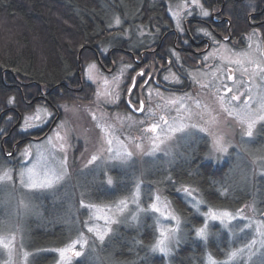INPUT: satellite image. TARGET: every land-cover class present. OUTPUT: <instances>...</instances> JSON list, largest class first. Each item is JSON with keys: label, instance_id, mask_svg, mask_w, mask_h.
<instances>
[{"label": "rangeland", "instance_id": "obj_1", "mask_svg": "<svg viewBox=\"0 0 264 264\" xmlns=\"http://www.w3.org/2000/svg\"><path fill=\"white\" fill-rule=\"evenodd\" d=\"M185 4L190 6L191 0H172L168 11L172 16L178 13L180 17ZM112 26H117L116 20ZM254 43L248 40V48L241 50L240 54L222 46L218 52L223 63L229 66L215 67V64L213 68L195 70L191 79L198 76L200 82L193 81V87L187 88L186 92L178 95L160 92L162 103L156 102L154 106L152 100L155 97L149 99L148 110L158 116L154 119H149L147 112L145 116L138 117L112 110V105L118 99L117 92L120 94L117 83L121 81L119 74L124 72V67L111 74H103L95 61L86 63L84 70L89 64L96 65L98 81L93 83L87 80L85 71L80 70L77 74L79 85H65V88L79 93L83 88V79L94 86L92 99L60 102L58 105L53 102L50 106H54L55 111L53 120L47 119L48 130L37 140L21 142L20 150L12 156V159H16V167L8 156L9 160L0 161V264H31L33 252L25 246L22 227L24 221L35 219V222H39L40 209L43 208L49 209L50 213L61 218V222L72 227L67 241L54 249L56 259L52 264H73L77 260L88 264H111L102 257L101 252L115 225L134 227L144 217L150 219L154 228L148 252L162 256L164 264H172L170 257L181 236L183 220L166 193L171 188L200 216L201 224L198 227L203 226V214L208 209L228 211L236 217L227 228L218 221H209L208 232L212 226L218 225L228 231L231 245L241 240L244 243L231 248L221 261H216L207 253L203 264H212L213 261L216 264H264V213L257 215L249 202L235 211L210 208L204 203H197L201 199L194 188L163 186L161 180L149 175L155 173V165L171 162L180 150L179 145L186 139L202 133L207 137L206 160L221 163L226 157L235 155L240 173L244 170L242 166L252 164L251 176L260 172L264 174V142L253 146L258 139L259 127L264 129V121L257 120L252 136L245 135V119L264 115V71L255 76L248 74L258 66L264 68L263 57L252 50L256 45ZM118 55V58L122 56ZM231 68L234 73L230 74ZM123 87L125 89L126 85ZM211 92H216V95L213 96ZM34 101L25 104L24 110L31 111L24 112L18 129H23L24 117L34 114L37 108H46L51 113L48 106L42 103L36 105ZM16 120L17 116H14L13 121ZM33 123L40 126L31 129L45 125L43 119ZM138 123H143L145 130H139ZM181 126L177 131L172 130ZM32 135L39 136V133L34 131ZM218 147H225L226 151L221 152ZM255 163L259 166H255L257 170ZM97 183L101 186L95 197ZM182 188L193 190V196L178 191ZM104 190L115 191L118 197L105 202L103 198L107 192ZM42 195L46 202L40 198ZM157 197L162 211L166 215L175 214L181 222L168 257L151 250L152 244L159 238L158 228L175 227L169 218L150 208L152 203L157 202ZM121 201L127 205L123 210ZM89 228L108 231L100 240L95 232L88 231ZM80 238L87 241L83 249H76L82 252V256L75 257L69 253V261H61L59 250ZM233 251H237L238 255L229 260V253Z\"/></svg>", "mask_w": 264, "mask_h": 264}, {"label": "trees", "instance_id": "obj_2", "mask_svg": "<svg viewBox=\"0 0 264 264\" xmlns=\"http://www.w3.org/2000/svg\"><path fill=\"white\" fill-rule=\"evenodd\" d=\"M171 2L172 0H0V113L4 118V131L10 125L6 120L8 116L13 119L16 116L15 109L18 108L22 115L30 110H24L19 81L25 83L22 92L28 100L33 98L39 88L51 90L55 105L60 102L91 100L94 86L90 82L82 79L83 88L79 93L65 88V85H79L77 74L80 70L84 72L86 63L95 61L100 67L96 62V48L105 50L112 46L156 44L158 38L151 26L157 23L172 26L167 15ZM242 2H247L251 8L255 4V0ZM226 3L230 7L228 17L234 30L248 32L251 26L247 23L246 6L243 8L233 0H226ZM259 4L263 5L264 0H260ZM117 19L120 24L112 26ZM170 37L171 35L169 39ZM80 49L81 69H78ZM116 53V56L120 54ZM180 78L181 83L187 79ZM194 78L198 79V76ZM183 83L184 85L178 86L182 90L175 91L174 95L186 92L187 88L193 87L194 82L191 79ZM215 93L211 92L213 96ZM9 98L14 99L11 108L8 107ZM34 103L39 105L40 101ZM44 105L50 108L46 102ZM138 126L139 130L145 128L143 123ZM17 129L18 127L14 128L12 133H16ZM201 135L186 139L179 145L181 151L174 155L171 162L155 165V173L149 175L161 180L163 186L194 188L204 205L210 208L235 211L249 202L257 215H263L264 174L260 172L251 176L252 164L242 166L244 170L240 173V167L234 160L235 155L226 157L221 163L206 160L207 137ZM263 142L264 129L259 127L258 139L253 142V146ZM22 145L18 144L20 147ZM10 150L6 146V151ZM4 159L9 160L7 157ZM11 159L12 157L11 164L16 167V159ZM2 160L0 157V161ZM255 166L259 167L256 163L254 168ZM100 186L96 184L95 197ZM171 189L166 193L183 220L181 236L170 257L172 264H203L207 253L216 261H221L231 248L244 243L241 240L231 245L228 231L218 225L210 228L206 239L196 237L194 230L201 224L200 216ZM117 194L115 191L107 192L103 200L113 201L118 197ZM43 201L46 202V198ZM39 214V222H35V219L24 221L22 237H25V246L33 252L31 264H52L56 259L54 249L67 241L72 227L61 222V218L50 213L49 209H40ZM153 235L154 228L147 217L134 227L115 225L101 255L111 264H164L162 256L148 252ZM73 264L88 263L77 260Z\"/></svg>", "mask_w": 264, "mask_h": 264}, {"label": "flooded vegetation", "instance_id": "obj_3", "mask_svg": "<svg viewBox=\"0 0 264 264\" xmlns=\"http://www.w3.org/2000/svg\"><path fill=\"white\" fill-rule=\"evenodd\" d=\"M242 1L233 0V2H239L243 8L246 6L248 10L246 19L248 25L251 26L248 32L241 33L240 30H234L232 21L228 17L230 7L228 8L226 0H201V5L210 13L209 17H202L198 9L194 10L192 16H187L185 8H183L179 17L180 28L178 29L174 16L168 11L167 15L172 26L167 23H157V26H151L158 38L154 45L112 46L105 50L96 48V62L102 72L111 74L118 68L124 67L125 69L124 72L119 74V77H122L121 81L117 83L120 94L117 92L118 99L116 104L113 105L114 110L138 117L145 116L147 112L150 116L149 119L157 118L158 116L148 110L149 99L155 97V100H152L154 102L152 106L156 105V102L162 103V97H159L160 92L175 94V91L182 90L178 86L184 85L183 82L191 81L195 70L213 68L215 64L217 65L215 67L222 66L226 68L229 66V64L225 65L223 63L218 52L222 46L240 54L241 50L248 48L246 46L248 40L255 42L256 45H252V50L254 54L261 55L264 61V4L260 5V0H255V4L251 8L247 2ZM204 31H207L209 35L205 36ZM169 35H171V40ZM116 52H119L122 56L116 58L114 56ZM141 73L143 75H140ZM229 73H234L232 68L229 69ZM180 76L187 79L181 83ZM193 81L200 82L198 79H193ZM19 83L21 85L19 86L21 87L19 88L21 99L25 104L28 101L33 102L35 99L36 102L40 101L42 104L46 102L49 106L52 105L53 100L50 89L39 88L38 92L33 94V98L28 100L25 99L22 92L25 83L21 81ZM125 85L124 89L123 86ZM49 109L52 115L48 119L52 121L54 110L51 106ZM15 111L16 121H13V117L9 120L10 116L6 119L10 122L7 131L3 129L4 118L1 117L2 114L0 113V157L3 159L7 156L11 158L20 150L18 144H21V142L37 140L48 130L46 127L49 123H46L39 129L27 131L17 129L16 133H12L13 129L18 127V122L20 123L22 117L19 109H15ZM34 131L39 133V136H33L32 132ZM6 146L11 149L9 152L6 151Z\"/></svg>", "mask_w": 264, "mask_h": 264}, {"label": "snow or ice", "instance_id": "obj_4", "mask_svg": "<svg viewBox=\"0 0 264 264\" xmlns=\"http://www.w3.org/2000/svg\"><path fill=\"white\" fill-rule=\"evenodd\" d=\"M183 7L185 8L187 16H192L195 9L199 10V14L202 17H209L210 16L209 11L201 5L200 0H191L190 6L185 4ZM173 15H174V18H176V20H177V28L179 29L180 28L179 14L173 13ZM116 24L117 25L120 24L119 19L116 20ZM203 34L205 36L209 35V33L207 31H204ZM84 71H85V77L87 80H89L93 83H96L98 81V70H97V67L94 63L89 64ZM261 71H264V68L258 66L257 68L251 70V72H249L248 74L251 76H255ZM140 75H143V73H141ZM229 79H231V77H229ZM105 83H107V80H105ZM107 102H112V101L108 100ZM13 103H14V99L9 98L8 104L11 105ZM51 115L52 114L49 113L46 108H37L34 114L24 117V125H23L22 131L30 130L33 127H39L40 125L34 124L33 123L34 121L38 122V121H41L43 119L45 121V124H46L47 119L50 118ZM11 119L12 118L9 117V120H11ZM257 120L264 121V115H257L254 117L250 116V117L245 119V123L247 125V130L245 132V135H247L249 137L253 135V130L256 127ZM180 128H182V126L181 127H174L172 130L177 131ZM153 130H155V128ZM218 150L223 152V151H226V148L225 147H218ZM9 155H11V154H9ZM109 183H111V179H109ZM178 191H183L189 197L193 196V190H191L189 188H182ZM156 200H157V202L152 203L150 205V208L154 212L159 213L161 216L169 218L172 222H174L175 227L158 228L157 231H158L159 238H157L155 240V242L152 244L151 250L154 252H158V253L162 254L164 257H168L171 255V252H172L171 243L173 241H176V239H177V233H178V229H179L181 222H180V218L178 216H176L175 214H167L166 215L165 212L162 211L161 207L158 204L159 197H157ZM197 203L202 204L203 201H197ZM120 204L122 206L121 210H123V207L127 206L125 201H121ZM203 216L205 217L203 226L198 227L194 230L196 237H198L202 240L206 239L208 236V222L209 221H218L220 224H222L224 227L227 228L229 225V222L233 221L236 218L234 216V214H232L228 211L216 212V211H213L212 209H208L206 212H204ZM134 219H135V217H134ZM247 226L248 225H245V227H247ZM88 231L95 232L98 239L103 240L105 237V233L108 230L104 229L102 231L99 228H89ZM86 244H87V241L83 238H80L79 240L72 241V243L69 245V247L60 249L59 250V257H60L61 261H64V262L69 261V259H70L69 253L71 254V256L81 257L82 252L80 250H76V249L77 248L83 249L86 246ZM237 255H238L237 251L230 252L229 253V260L234 259ZM209 259H211V257ZM212 264H216V262L213 261Z\"/></svg>", "mask_w": 264, "mask_h": 264}, {"label": "water", "instance_id": "obj_5", "mask_svg": "<svg viewBox=\"0 0 264 264\" xmlns=\"http://www.w3.org/2000/svg\"><path fill=\"white\" fill-rule=\"evenodd\" d=\"M95 51V49H94ZM80 52H81V49L79 50L78 52V58H77V61H78V69H80V65H79V61H80ZM95 54H96V51H95ZM79 73V72H78Z\"/></svg>", "mask_w": 264, "mask_h": 264}]
</instances>
